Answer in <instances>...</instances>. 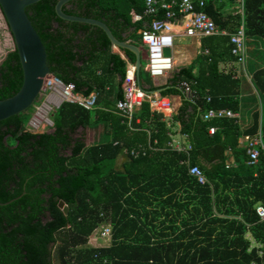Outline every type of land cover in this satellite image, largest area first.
I'll return each instance as SVG.
<instances>
[{
  "label": "trees",
  "instance_id": "1",
  "mask_svg": "<svg viewBox=\"0 0 264 264\" xmlns=\"http://www.w3.org/2000/svg\"><path fill=\"white\" fill-rule=\"evenodd\" d=\"M59 1L41 0L26 14L44 44L52 75L84 96L97 93L96 109L64 102L49 116L53 126L41 134L29 127L37 103L0 122V204L11 202L0 206V264H262L264 221L256 207L264 206V149L249 165L240 139L261 133L264 146V68L252 76L259 106L249 128L242 130L237 119L205 122L203 115L209 109L239 113L240 81L219 66L236 62L230 35L242 23L246 64L249 56L264 59L258 48L264 44V0H205L203 12L226 35L203 38L200 57L162 88L161 96L170 98L183 95L187 83L197 94L194 102L184 100L168 122L147 102L137 112L150 137L129 130L114 113L123 98L127 62L111 52L100 28L61 20L55 10ZM145 9L143 0H72L63 10L101 21L125 41L122 33L129 29L143 31L153 20L165 19V11L146 16ZM127 12L142 19L132 23ZM125 53L134 64L135 56ZM147 76L141 72L142 88L158 90ZM22 84L13 51L0 66V101L13 97ZM99 127L100 140L86 146L79 130ZM182 134L193 147L189 155L166 147L170 135ZM149 139H157L163 150L130 157L132 149L148 147ZM190 166L203 171L205 185L189 174ZM103 225L112 228L111 242L92 247L89 240Z\"/></svg>",
  "mask_w": 264,
  "mask_h": 264
},
{
  "label": "built area",
  "instance_id": "2",
  "mask_svg": "<svg viewBox=\"0 0 264 264\" xmlns=\"http://www.w3.org/2000/svg\"><path fill=\"white\" fill-rule=\"evenodd\" d=\"M145 3V15L155 16L159 10L165 11L164 20H153L146 30L141 31L140 41L143 48L145 64V71L152 80L164 78L174 71V58L166 57L164 51L166 49H172L175 45V37L173 35L174 21L180 17H187L188 22L185 26V36L193 38L200 36L202 38L214 37L217 35H226L225 32H220L214 21L205 13L203 9L206 6L205 0H198L197 5L199 11L196 8L194 0H143ZM176 10V11H175ZM141 16H135L136 21H140ZM230 42L232 45V55L237 59L235 63L223 65L220 67V71L225 74H230L232 77H239V70L244 71L247 60V46H246V33L243 23L239 28L230 35ZM205 54H208L206 51ZM142 69V68H141ZM141 73V71H140ZM141 82H138L136 77V67L133 66L126 73L125 80L123 82L122 91L123 98L119 100L115 106V111L121 119L122 123L131 131L144 130L151 136L150 129H141L142 120L136 117L137 112L142 108L144 103H149L152 113L161 115L163 122H168L174 115V107L172 100L169 97H162L157 93H148L140 87ZM45 90L60 99V104L70 103L79 106L85 111H93L96 109V103L98 100V94L92 93L89 96L77 93L73 84L64 85L58 78L51 75L46 78L44 83ZM187 98L194 102L197 98V94L192 90L191 86L187 83H183ZM211 100L208 98L207 103ZM237 119V115L226 109H209L203 115V120L209 122L211 120L220 119ZM46 126V124H45ZM48 126V125H47ZM52 123L49 124L51 128ZM39 128V127H38ZM215 128H210L209 134L214 135ZM171 140L167 143V148L177 152L189 155L193 147L188 140L186 134L179 135L178 137L170 136ZM245 142L248 149V155L250 157L249 165H255L259 157V148L264 149L262 143V135L259 133L254 138H245ZM163 150L158 148V141L154 139L150 141L148 147H138L130 151V157L138 158L146 156L149 151ZM188 164V162H186ZM189 174L196 178L201 185L207 183V179L203 171L197 166L189 167ZM256 214L261 222L264 221V206L258 205L256 207ZM112 237V228L110 225H103L94 233V240L101 241L107 245L110 244ZM256 264V263H251ZM264 264V261L263 263Z\"/></svg>",
  "mask_w": 264,
  "mask_h": 264
},
{
  "label": "water",
  "instance_id": "3",
  "mask_svg": "<svg viewBox=\"0 0 264 264\" xmlns=\"http://www.w3.org/2000/svg\"><path fill=\"white\" fill-rule=\"evenodd\" d=\"M40 1L41 0H0V11L2 12L10 36L12 37L14 51H16L19 56L23 71V84L19 92L11 98L0 101V122L24 113L33 107L44 89L46 78L52 75L48 67L44 44L26 14V9L28 7ZM71 1L72 0H60L55 8L56 15L66 22L100 28L106 34L113 47L131 52L136 58V77L139 82L142 67L140 48L130 43L120 42L113 35L110 28L101 21L67 15L63 9ZM164 54L166 57H171L172 51L166 49ZM140 88L143 89L142 87ZM163 90L164 89H158L151 93L161 95ZM10 203L11 202L0 204V206H5ZM59 207L67 214L68 208L63 202L60 203Z\"/></svg>",
  "mask_w": 264,
  "mask_h": 264
},
{
  "label": "crops",
  "instance_id": "4",
  "mask_svg": "<svg viewBox=\"0 0 264 264\" xmlns=\"http://www.w3.org/2000/svg\"><path fill=\"white\" fill-rule=\"evenodd\" d=\"M127 16L131 19L132 23L137 22L135 20L136 15H132L130 12H127ZM187 22H188L187 17H180L178 20L174 21L173 35L175 37L174 38L175 41L178 42L177 50L175 51L174 48L172 49V55L174 58V71L164 78H160L156 80L151 79L152 87L159 88V89L164 88L165 86L168 85L169 80L173 77V74L175 72L179 71L180 69L184 67L190 66L200 57L201 51H202L203 38L200 37L199 35L193 38L186 37L185 36V26L187 25ZM140 33H141V30L138 32H135L134 29H129V31L122 33V36L124 37L125 41H120V42L130 43L132 45L139 47L140 52H141V57H142V64H143L144 55H143V48L141 46V41H140ZM250 50H251V53L253 51H256V49L253 47H251ZM111 52L113 54L119 55L121 59L127 62L126 73L127 71L131 69V67L133 66L136 67L135 63L133 64L129 62L128 57L125 53L126 50L118 49L112 46ZM253 59H256V57ZM228 64H232V63H228ZM223 65H227V64H221L219 67H222ZM259 67L264 68V59L257 58L256 61L251 59L249 60V62H247L244 71L239 70L240 72L239 77L233 78L235 80L240 81V89H239L240 111L236 115H237L238 124L242 130H245L250 127L251 121H252V114L254 111L258 110V106H259L258 101H257L258 94L256 90L254 89L251 81H252V76L255 70ZM141 68H142L141 72L142 71L144 72L145 68L143 65ZM170 99L172 100V104L174 107V114H176L179 111V109L182 107L184 100L190 101L185 95V92H183V95L173 96V97H170ZM99 128L102 129V133H103V128L102 127H99ZM89 130H93V129H89ZM102 133L98 135V141L100 140ZM178 136L179 135H172V137H178ZM245 143H246L245 138L240 139L241 145ZM124 154L125 156L127 155L126 152ZM125 156H122L120 158V164L125 161Z\"/></svg>",
  "mask_w": 264,
  "mask_h": 264
},
{
  "label": "rangeland",
  "instance_id": "5",
  "mask_svg": "<svg viewBox=\"0 0 264 264\" xmlns=\"http://www.w3.org/2000/svg\"><path fill=\"white\" fill-rule=\"evenodd\" d=\"M177 45L178 42L175 41V47L174 50H177ZM262 45V46H261ZM259 44V51H263L264 49V44L261 43ZM256 49V47H254ZM257 50V49H256ZM14 51V43L12 40V37L10 36L8 27L6 25V22L4 20V17L2 15V12L0 11V64L4 61L5 57L10 53ZM251 52V51H250ZM257 52V51H256ZM258 53V52H257ZM256 53V54H257ZM249 60H257L253 59L252 57L249 56ZM146 62H143V66L145 67ZM144 76H147L146 71L143 72ZM148 77V76H147ZM60 99L50 95L48 91L45 90V87L43 91L41 92L38 100H37V106L35 107V110L32 113V118L29 123L30 130L33 133L41 134L45 131H47L50 127L49 124L52 123L50 121V114L53 113L57 109V106L60 104ZM46 124V126H45ZM48 125V126H47ZM39 127V128H38ZM102 133L101 128L89 130L86 129L84 131L79 130L78 135L80 136L81 134L84 135L85 139V144L86 146H91L95 144L98 141V135ZM89 244L92 247H106L107 244L102 243L101 241H95L94 240V234L89 240Z\"/></svg>",
  "mask_w": 264,
  "mask_h": 264
}]
</instances>
